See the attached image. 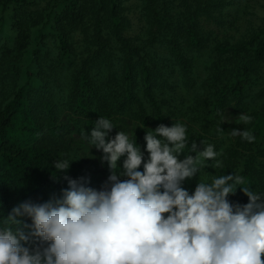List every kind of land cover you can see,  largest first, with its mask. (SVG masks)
<instances>
[{"label": "trees", "instance_id": "obj_1", "mask_svg": "<svg viewBox=\"0 0 264 264\" xmlns=\"http://www.w3.org/2000/svg\"><path fill=\"white\" fill-rule=\"evenodd\" d=\"M141 1L147 37L128 36L126 0H55L45 10L36 0H0V32L8 14L17 33L12 45L1 50L0 71L10 60L8 73L25 79L0 109V217L22 203L42 204L62 196L68 187L65 177L77 178L68 170L57 172L56 160L84 153L82 168L91 178L97 176L85 137L100 116L114 124L109 139L119 131L129 133L146 160V131L173 125L167 97L176 85L172 80L196 89L198 56L208 50L207 75L201 82L206 96L197 120L187 126L188 139L200 135L203 140L204 129L220 126L229 111L235 119L243 112L252 116L239 130H248L255 141L236 137L213 176L235 173L244 178V186L264 191V25L247 40L220 42L211 49L210 25L223 26L219 18L233 0ZM36 27L35 47L30 48ZM23 61L24 66L18 64ZM255 88L262 103L249 111L243 101ZM55 89L66 92L63 103H56ZM100 165L99 172L108 178V165ZM228 199L249 202L242 189ZM24 221L31 224L30 218Z\"/></svg>", "mask_w": 264, "mask_h": 264}, {"label": "clouds", "instance_id": "obj_2", "mask_svg": "<svg viewBox=\"0 0 264 264\" xmlns=\"http://www.w3.org/2000/svg\"><path fill=\"white\" fill-rule=\"evenodd\" d=\"M252 119L243 112L236 123ZM225 120L224 115L221 124ZM113 128L100 116L85 137L110 169L101 189L86 186L84 178L65 177L68 187L60 198L25 202L0 217V264H264V191L244 186L235 173L206 182V162L213 169L222 163L213 144L202 140L198 151L193 142L195 157L181 160L189 144L186 125L161 124L146 131L145 160L129 133L109 139ZM229 135L249 143L256 139L244 128ZM73 161L59 159L53 167L66 171ZM198 172L190 194L183 182ZM238 189L247 204L228 199Z\"/></svg>", "mask_w": 264, "mask_h": 264}, {"label": "rangeland", "instance_id": "obj_3", "mask_svg": "<svg viewBox=\"0 0 264 264\" xmlns=\"http://www.w3.org/2000/svg\"><path fill=\"white\" fill-rule=\"evenodd\" d=\"M55 0H36V4L39 9L48 8V4H53ZM36 5V6H37ZM223 15L220 16L219 20H222L223 26L211 24L210 30H212V41L210 48L213 49L216 43L220 42H231L237 43L242 40H247L250 35L253 33V29L264 25V0H233L232 4H227ZM126 15L130 19L131 28L128 32V36L136 37L142 36L147 37L150 31H147L148 25L147 20L144 16V4H142L141 0H126ZM36 8V7H35ZM36 10V9H35ZM6 23L1 27L0 32V54L3 47L12 45V40L17 36V33L13 31L11 28V18L7 14L5 17ZM40 27V26H39ZM39 27L32 29V40L30 41V48L35 47L34 39L38 34ZM51 46L52 43H49ZM163 52V51H162ZM211 50L206 51V54H200L197 60V70L195 75L196 80V89L185 87L180 81L177 79L172 81L175 82L174 91L172 93H168L167 97L170 100V110L174 114L171 119V123H175L176 121L181 122L187 126L197 120V110H199L200 102L206 96L205 91L202 89V81L206 78V66L209 64L210 58L209 54ZM21 66L25 65V62H19ZM11 69V61L6 60L2 66V70L0 71V109L3 108L12 98L16 89L24 84V80L22 77L20 79H15L13 75L8 73ZM26 69H23L22 72H25ZM7 72V73H6ZM24 78V77H23ZM257 89H253L249 92V97L244 100V105L248 108L249 111L258 109L261 106V100L257 97ZM65 91H60L55 89L54 98L56 103H63L65 100ZM58 105V104H57ZM60 106V105H59ZM231 109H236V103H232ZM67 115V114H65ZM241 114H238V116ZM241 124L236 123L235 115L231 111H229L226 115V120L220 124V126L210 125L207 127L205 131V138L203 141L206 144H213L215 146V150L220 153L217 157L218 160L221 159L222 156L232 147L234 144L236 137H231L229 132L233 129H239ZM196 130L202 134H204V130L196 125ZM221 127L225 128L226 131L219 132L218 129ZM224 130V129H223ZM196 134V133H195ZM191 136V135H190ZM188 147L191 149V145L195 142L198 145V151H202L204 145L202 143V139L200 135H193L189 138ZM89 150L86 154L89 155V158H92L93 166L92 171L97 174L96 177H92L88 173V169L84 170L82 167L84 165L83 158L80 156H84V153L77 155H68L66 160H75L71 163L68 171L71 172L73 177L77 179L84 178V182L86 186L94 189H101L104 183L107 181V177L105 175H101L99 172L101 170L100 163L102 162L101 151L87 147ZM192 155L195 157L196 152L187 151L184 157ZM81 158V159H80ZM212 161L206 162V167L204 172L206 174V182H211L213 172L216 169H213ZM200 173L198 172L196 176L185 180V189L189 191V193H193L197 184L200 181ZM91 183V184H89Z\"/></svg>", "mask_w": 264, "mask_h": 264}]
</instances>
